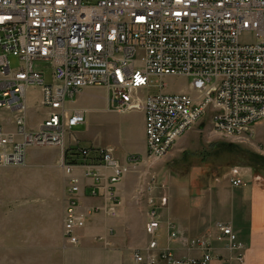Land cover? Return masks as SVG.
<instances>
[{
	"label": "built area",
	"instance_id": "1",
	"mask_svg": "<svg viewBox=\"0 0 264 264\" xmlns=\"http://www.w3.org/2000/svg\"><path fill=\"white\" fill-rule=\"evenodd\" d=\"M10 54L20 67L12 68ZM168 76L187 77L188 90H166ZM154 79L158 92L149 94ZM30 85L42 86L40 105L47 110L33 129L25 116ZM90 86H105L120 113L143 110L147 157H165L193 127L205 128L206 120L221 134L245 136L264 118V0H0V110L15 114L14 132L0 123V168L23 165L29 147L62 149L63 234L73 245L101 209H81L76 167L92 181V195L116 216L118 185L138 158L131 155L123 164L113 148L66 149L67 134L87 122L86 109L70 102ZM232 184L247 185L240 177ZM168 202L166 196L147 199L149 238L133 250L134 264H210L214 241L236 264H248L247 245L231 223L217 222L213 231L188 237L176 220L161 215ZM174 244L198 254L180 256Z\"/></svg>",
	"mask_w": 264,
	"mask_h": 264
},
{
	"label": "rangeland",
	"instance_id": "2",
	"mask_svg": "<svg viewBox=\"0 0 264 264\" xmlns=\"http://www.w3.org/2000/svg\"><path fill=\"white\" fill-rule=\"evenodd\" d=\"M9 59L13 69L21 66L19 58L10 54ZM46 80L52 81L50 72H46ZM164 83L166 90L179 93L188 90L190 80L168 76ZM158 84L154 79L148 93L158 92ZM41 99L42 86L27 87L24 100L29 129L37 128L47 115ZM117 106L105 86L81 90L70 107L86 109L87 122L67 134L66 149L76 151L120 139L123 147L129 148L131 141L141 140L145 134L143 110L120 113ZM14 118L13 112L0 110V123L10 132L15 131ZM205 123V128L197 125L189 130L165 157L142 155L131 161L129 173L118 185V214L111 215L104 203L96 205L101 209L95 212L96 217L87 219L75 245L63 234L67 189L60 168L63 151L57 147H29L23 165L0 168V236L4 240L0 244V264H134L133 250L144 247L149 238L145 224L150 196H166L169 200L168 207L161 211L163 218L172 216L174 210L175 214L187 215L193 209L190 200L193 196L198 199L210 183L223 178L233 167L264 161V118L242 137L221 134L208 120ZM172 217L183 229L177 216ZM159 239L164 242L165 236ZM84 244L100 248L101 258L78 253Z\"/></svg>",
	"mask_w": 264,
	"mask_h": 264
},
{
	"label": "crops",
	"instance_id": "3",
	"mask_svg": "<svg viewBox=\"0 0 264 264\" xmlns=\"http://www.w3.org/2000/svg\"><path fill=\"white\" fill-rule=\"evenodd\" d=\"M129 137H127L128 139ZM122 139L113 140L106 145H93L87 148H113L115 158H123V161L131 155L139 157L146 155L145 134L133 143L131 147H123ZM129 143V144H130ZM179 143V140L178 142ZM121 162V160H119ZM122 163V162H121ZM127 163V162H126ZM125 164V162H123ZM77 166L74 175L78 176L83 170ZM110 172V170H105ZM240 177L246 181L245 186H234L232 179ZM83 188L80 191L81 209L102 204L103 199L92 195L93 187L90 179H80ZM66 195V191H65ZM191 211L185 215L177 212V216L183 227V233L188 236H198L213 231L217 222H228L234 226L239 238L247 245L246 259L248 264H264V161L254 162L250 165L233 167L220 179L210 183L203 193L193 196L190 200ZM168 207V206H167ZM166 207V208H167ZM172 214V216H173ZM95 214L91 218L96 217ZM171 215L167 218L173 219ZM179 216V217H178ZM175 220V219H174ZM83 235V231L80 232ZM4 240L0 236V244ZM180 256L197 255L196 251L188 252L181 244H174ZM216 258L210 264H236L234 255L229 252L224 244L214 241ZM80 254L88 253V256L101 258V249L90 244H84L77 251Z\"/></svg>",
	"mask_w": 264,
	"mask_h": 264
},
{
	"label": "trees",
	"instance_id": "4",
	"mask_svg": "<svg viewBox=\"0 0 264 264\" xmlns=\"http://www.w3.org/2000/svg\"><path fill=\"white\" fill-rule=\"evenodd\" d=\"M69 152V151H68ZM68 152L65 153V155L67 156ZM73 163H78V161H73Z\"/></svg>",
	"mask_w": 264,
	"mask_h": 264
},
{
	"label": "water",
	"instance_id": "5",
	"mask_svg": "<svg viewBox=\"0 0 264 264\" xmlns=\"http://www.w3.org/2000/svg\"><path fill=\"white\" fill-rule=\"evenodd\" d=\"M200 127H201V128H204V125H201Z\"/></svg>",
	"mask_w": 264,
	"mask_h": 264
}]
</instances>
